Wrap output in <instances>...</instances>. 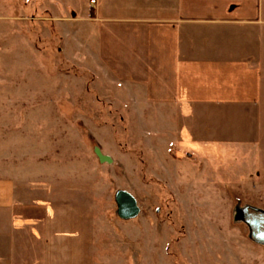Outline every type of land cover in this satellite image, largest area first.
<instances>
[{"label":"rangeland","instance_id":"374dc122","mask_svg":"<svg viewBox=\"0 0 264 264\" xmlns=\"http://www.w3.org/2000/svg\"><path fill=\"white\" fill-rule=\"evenodd\" d=\"M90 1L0 0V156L15 152L22 178L89 192L99 264H264L243 219L264 210V101L147 102L101 61ZM260 48L264 73V32ZM120 189L136 217H119Z\"/></svg>","mask_w":264,"mask_h":264},{"label":"crops","instance_id":"0c3cea01","mask_svg":"<svg viewBox=\"0 0 264 264\" xmlns=\"http://www.w3.org/2000/svg\"><path fill=\"white\" fill-rule=\"evenodd\" d=\"M90 4L86 20L102 29L101 61L147 102L180 111L261 109L264 0ZM14 153L0 156V264H99L89 192L22 178Z\"/></svg>","mask_w":264,"mask_h":264},{"label":"water","instance_id":"95a60500","mask_svg":"<svg viewBox=\"0 0 264 264\" xmlns=\"http://www.w3.org/2000/svg\"><path fill=\"white\" fill-rule=\"evenodd\" d=\"M105 160L108 157L99 154ZM117 213L122 219H131L140 213L136 197L125 189H120L115 194ZM243 219L249 225L252 239L264 244V210L255 207H246L243 212Z\"/></svg>","mask_w":264,"mask_h":264}]
</instances>
